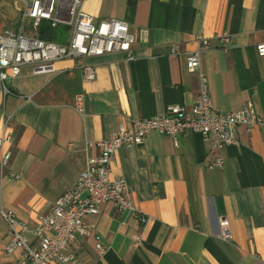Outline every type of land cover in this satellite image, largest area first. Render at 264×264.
Masks as SVG:
<instances>
[{
	"label": "crops",
	"instance_id": "1",
	"mask_svg": "<svg viewBox=\"0 0 264 264\" xmlns=\"http://www.w3.org/2000/svg\"><path fill=\"white\" fill-rule=\"evenodd\" d=\"M22 7L21 0H0L2 31L17 30ZM83 8L96 21L126 22L134 58L118 51L89 57L96 71L91 81L73 59H63L53 73L22 66L7 93L0 84V132L6 114L13 134L4 147L11 157L0 171V209L29 228L99 153L88 142L112 137L120 123L132 129L135 117L163 115L170 104L192 109L200 82L186 67L185 53L198 46V35L209 38L201 67L214 111L240 109L251 100L264 115V56L256 51L264 43V0H86ZM79 93L83 113L75 109ZM237 133L240 144L220 150L224 164L218 168L207 166L215 154L208 141L189 129L176 139L153 131L139 144L118 148L110 175L125 178L133 208L117 211L104 202L97 214H86L92 229L71 244L75 260L264 264V128L240 126ZM222 219L229 239L221 236ZM8 240L0 214V264H17L21 250L6 252Z\"/></svg>",
	"mask_w": 264,
	"mask_h": 264
},
{
	"label": "built area",
	"instance_id": "2",
	"mask_svg": "<svg viewBox=\"0 0 264 264\" xmlns=\"http://www.w3.org/2000/svg\"><path fill=\"white\" fill-rule=\"evenodd\" d=\"M23 7L19 14L17 30L0 29V84L4 93L8 83L17 77L24 65H30L34 73L57 71L56 62L73 59L82 71L84 80L91 81L96 76L95 67L89 57L111 52H123L126 58H134L132 45L134 35L126 22L117 19L96 21L84 8L86 0H21ZM47 21L51 27L67 26L63 42L46 40L38 36L41 22ZM198 46L185 53L186 67L198 75L200 88L192 109L183 104L167 105L163 115L155 117H135L133 128L120 123L116 133L108 138L88 142V147H96L99 153L88 158L85 168L75 182L50 203L48 209L40 213L36 224L29 228L27 223L16 218L12 211L0 209V214L8 225L9 240L5 246L8 253L21 250L17 264H80L70 250L78 236L90 234L92 226L85 220L86 214H97L100 203H111L117 211L132 209L128 196V186L123 176L110 175L111 162L116 150L141 143L150 132L177 135L187 129L203 135L214 152L207 166H223L224 157L220 150L227 145H239L237 129L243 126L264 128V115L259 113L250 100L240 109L216 112L208 91L207 78L201 67V55L209 49V38L198 35ZM220 38L228 41L226 33ZM173 51H176L175 48ZM259 56H264V43L256 45ZM75 109L84 112L83 94L75 97ZM10 115L3 118L0 132V171L7 167L11 152L5 145L13 142V134L6 130ZM20 173L10 172L9 177L18 178ZM141 222L145 216L138 214ZM221 236L231 238L228 221H220ZM27 233H31L33 239ZM96 248L100 254L107 247L98 239Z\"/></svg>",
	"mask_w": 264,
	"mask_h": 264
},
{
	"label": "trees",
	"instance_id": "3",
	"mask_svg": "<svg viewBox=\"0 0 264 264\" xmlns=\"http://www.w3.org/2000/svg\"><path fill=\"white\" fill-rule=\"evenodd\" d=\"M66 33L67 26L60 25L57 27H51L47 21L41 22L37 31L40 38L58 42H63L65 40Z\"/></svg>",
	"mask_w": 264,
	"mask_h": 264
}]
</instances>
